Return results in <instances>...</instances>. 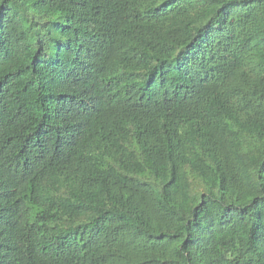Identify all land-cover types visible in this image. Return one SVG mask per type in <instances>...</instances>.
<instances>
[{"label": "trees", "instance_id": "1", "mask_svg": "<svg viewBox=\"0 0 264 264\" xmlns=\"http://www.w3.org/2000/svg\"><path fill=\"white\" fill-rule=\"evenodd\" d=\"M0 264H264V0H0Z\"/></svg>", "mask_w": 264, "mask_h": 264}]
</instances>
